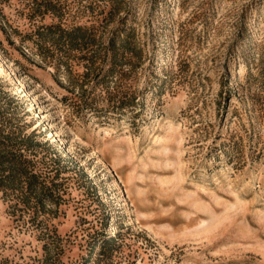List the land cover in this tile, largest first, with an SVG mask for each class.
<instances>
[{
  "label": "rangeland",
  "instance_id": "rangeland-1",
  "mask_svg": "<svg viewBox=\"0 0 264 264\" xmlns=\"http://www.w3.org/2000/svg\"><path fill=\"white\" fill-rule=\"evenodd\" d=\"M0 264H264V0H0Z\"/></svg>",
  "mask_w": 264,
  "mask_h": 264
},
{
  "label": "trees",
  "instance_id": "trees-1",
  "mask_svg": "<svg viewBox=\"0 0 264 264\" xmlns=\"http://www.w3.org/2000/svg\"><path fill=\"white\" fill-rule=\"evenodd\" d=\"M68 44L74 48L76 45V38L69 39Z\"/></svg>",
  "mask_w": 264,
  "mask_h": 264
},
{
  "label": "bare ground",
  "instance_id": "bare-ground-1",
  "mask_svg": "<svg viewBox=\"0 0 264 264\" xmlns=\"http://www.w3.org/2000/svg\"><path fill=\"white\" fill-rule=\"evenodd\" d=\"M123 192L125 191V189L123 188V189H121Z\"/></svg>",
  "mask_w": 264,
  "mask_h": 264
}]
</instances>
